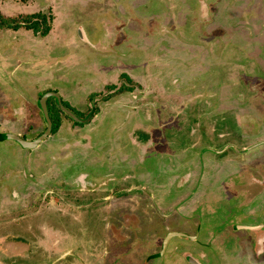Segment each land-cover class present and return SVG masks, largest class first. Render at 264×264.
Returning <instances> with one entry per match:
<instances>
[{
    "label": "rangeland",
    "instance_id": "obj_1",
    "mask_svg": "<svg viewBox=\"0 0 264 264\" xmlns=\"http://www.w3.org/2000/svg\"><path fill=\"white\" fill-rule=\"evenodd\" d=\"M201 1L0 0V132L42 134L36 105L50 90L91 117L74 125L52 107L39 147L0 143V264H264V236L236 230L256 215L223 193L240 162L229 148L258 139L235 126L264 127V0H245L242 19L220 0L216 20ZM30 16L45 18L46 37L21 26ZM169 233L196 239L155 256Z\"/></svg>",
    "mask_w": 264,
    "mask_h": 264
},
{
    "label": "flooded vegetation",
    "instance_id": "obj_2",
    "mask_svg": "<svg viewBox=\"0 0 264 264\" xmlns=\"http://www.w3.org/2000/svg\"><path fill=\"white\" fill-rule=\"evenodd\" d=\"M202 1H204V0H202ZM200 2L201 3V5H202V7H204V8H206V6L203 4V2ZM220 0H213V2H211V3H213V4H217V2H219ZM209 3V2H208ZM216 6H219V5H216ZM1 14V13H0ZM2 15V14H1ZM29 18H31V20L34 22V21H37L38 23L40 22L41 23V21H42V19L41 18H39V19H34L32 16H30ZM6 22H10V21H8V20H6ZM8 23H7V25H8ZM11 25V24H10ZM14 25H16V23H14ZM21 25L23 26L24 24H23V22L21 23ZM9 26V25H8ZM41 27H42V25H41ZM42 28H44V27H42ZM27 31V30H26ZM32 32V31H31ZM42 31H37V33H35V34H38V33H41ZM248 33V32H247ZM85 34H86V32H85ZM85 34H82V33H79V36H80V38H79V36L77 37L78 38V41L79 42H83V43H81L82 45H88L89 43H87V41L89 42V39H88V36H87V34H86V37H85ZM41 35V34H40ZM42 37H46V36H42ZM83 38H85L84 40H86L87 39V41H84L83 40ZM83 40V41H82ZM77 49V48H76ZM79 50V49H78ZM1 60H3L2 61V63H6V59L5 58H1L0 59V61ZM18 66L16 65L12 70L14 71L16 68H17ZM10 76V75H9ZM236 88H237V86H235ZM48 93H55V94H57V96L59 97V100H60V102H61V104H62V106H63V102H62V98H61V96L59 95V93L58 92H56V91H54V90H50V91H46V92H44L42 95H41V97L37 100V105H36V107L38 108V110H39V112H40V114L42 115V112H41V110H40V108H39V106H38V102H39V100L44 96V95H46V94H48ZM240 96H241V98H242V95L241 94H239ZM238 95V96H239ZM46 106H47V109H48V115H49V119H50V121H51V124H52V130H51V133L53 132V128H54V122L52 123V120H51V116H50V109H52V107H53V109L55 110V111H57L58 113H60L62 116H64L65 118H67V119H69L74 125H81V126H89V122H91L90 120H91V117H86L85 119H81L80 118V116L78 115V114H73V111H71V110H69L74 116H75V118L79 121V122H75V121H73V120H71V118H69L67 115H65L59 108H57V105H56V102H55V99L54 98H48L47 99V102H46ZM67 109V108H66ZM68 110V109H67ZM247 112V115H246V117H248V116H251V113L249 112V111H246ZM77 113V112H76ZM243 117H245L244 115L242 116V118ZM42 118H43V115H42ZM257 120H259V123L258 124H256V129H255V125H254V127L252 128H249V131H246V130H244V129H242V128H240V127H236L235 126V128H239L238 129V131L237 132H235V129L232 131V133L234 134V136H235V138L236 137H238L237 135H241V137H243V138H246L247 140H250V139H252L253 137L252 136H255V139L256 138H258L257 139V143L256 144H254V145H252V146H249V147H247V148H245L243 151L242 150H238L237 148H234V147H232V148H229V150H231V152H233V154H236V155H244V156H246L247 154H249V155H254L250 160H247V158H246V161H244L243 163H240L241 162V160L243 161V158L242 159H240L239 161L240 162H238L237 161V165L239 166V169H238V167H237V169H238V171L237 172H233L234 174H232V176H230V177H228L227 178V182H226V184H225V186H224V188H223V193H224V196L227 198V189H230L231 191L232 190H234V195H236V197H238V196H240V197H243V201L245 202V203H247L249 200H252V199H256V198H258L262 193L264 194V164L263 165H261V158L264 156V127H262L261 126V124L263 123L262 122V118L261 119H258L257 118ZM43 122H44V118H43ZM241 122V121H240ZM253 123V122H252ZM44 125H45V128H44V131H45V129H46V124H45V122H44ZM43 131V132H44ZM42 132V133H43ZM50 133V134H51ZM5 134H13V133H5V132H0V135H2L3 136V138H4V135ZM15 135H17V134H15ZM41 135V134H40ZM39 135V136H40ZM17 136H19V135H17ZM50 136V135H49ZM48 136V137H49ZM20 137V136H19ZM38 137V136H37ZM36 137V138H37ZM47 137V138H48ZM218 137V136H217ZM21 139H22V137H20ZM35 138V139H36ZM205 138V137H204ZM218 138H222L221 136L220 137H218ZM5 141H8V142H12V141H9V140H6L5 138H4V140L3 141H0V143H2V142H5ZM14 143V142H13ZM196 143H201V141H197ZM42 144V143H41ZM40 144V145H41ZM202 149H205L204 147L202 148ZM203 154V155H202ZM259 154V155H258ZM205 155V153H201V160H202V158H203V156ZM256 155H258V157H255ZM197 159V158H196ZM201 160H199V162H200V164H201ZM254 161H257L258 162V165L257 166H253V165H249L251 162V164H253V162ZM250 162V163H249ZM205 166H204V168L202 169L203 171L204 170H206L207 171V169H208V171H210V172H212V170H211V167H214L215 166V163L214 162H209L208 163V165L207 164H204ZM242 166V167H241ZM249 166H251L252 168H250ZM247 168V169H246ZM240 169H241V171H240ZM176 171V170H175ZM199 172H201V171H198V173ZM231 173V172H230ZM80 176V175H79ZM87 178L84 176V178L82 177V176H80V178H78L76 181L78 182V184L80 183V184H82V185H84L85 183H86V180ZM85 182V183H84ZM88 188L86 189L87 190V192H89V193H92V192H95V190L96 189H98L96 186L93 188V184H91L90 182L91 181H89L88 180ZM112 185H115L114 183L112 184ZM91 188V189H90ZM132 191V190H131ZM100 192H106V190L103 188V189H98V190H96V192L95 193H100ZM118 193H120V192H118ZM234 195L232 196V197H234ZM229 197V196H228ZM236 197H234V198H236ZM109 201L112 199V198H107ZM241 199V198H240ZM243 203V202H242ZM245 203H243L244 204V206H245ZM246 207V206H245ZM242 213H243V215H246V216H250V214L247 212H245V210H243L242 209ZM260 214V217L261 216H264V212H262V211H260V212H255L254 214L252 213V215H259ZM262 214V215H261ZM260 223H262V225H264V222H260ZM239 229V228H238ZM237 228H236V230H238ZM262 230H264V227L263 228H261ZM260 228H258V235H261V236H264V234H263V232H262V230H261ZM240 231H246V232H249V234L251 235V237L252 236H255V235H253V233H252V231H249L248 230V228H246V227H241L240 229H239ZM259 232H261V234H259ZM256 236H257V234H256ZM190 237V236H189ZM173 238H177V237H173ZM172 238V239H173ZM190 238H192V237H190ZM232 239H234L233 237H231ZM194 239H196V238H192V240H194ZM260 239H261V237H260ZM252 240V239H251ZM171 241V240H170ZM169 241V242H170ZM191 241V240H190ZM247 241V240H246ZM169 242H168V244H169ZM163 243V242H162ZM250 243V242H249ZM167 244V245H168ZM162 247V246H161ZM194 247V246H193ZM210 248H212L211 247V244H210V246H209ZM208 247V248H209ZM166 248H167V246H166ZM166 248H165V250H166ZM202 248V247H201ZM190 249V248H189ZM199 251H200V249L199 248H197ZM205 249V247H203V250ZM193 250H195V248L193 249ZM190 251H192V250H188V246L187 247H185V248H183V253H186L187 255H189L190 254ZM192 251V252H195V253H200V252H202V254H203V258H202V255H201V258L202 259H204V252L203 251ZM161 252V251H160ZM165 252V251H164ZM160 254V253H159ZM158 254V255H159ZM163 255V254H162ZM161 255V256H162ZM155 256H157V255H155ZM161 256H159V257H161ZM152 258V256L151 257H149V260ZM189 261L188 262H193V264H203V262H200V260H199V262L197 261V260H195L194 258H189V256H188V258H187ZM196 261V262H195Z\"/></svg>",
    "mask_w": 264,
    "mask_h": 264
},
{
    "label": "crops",
    "instance_id": "obj_3",
    "mask_svg": "<svg viewBox=\"0 0 264 264\" xmlns=\"http://www.w3.org/2000/svg\"><path fill=\"white\" fill-rule=\"evenodd\" d=\"M236 3H237V7H234L233 5H226L225 6V8H227V7H229L230 9H231V11H235L236 13H237V17L238 18H240V19H242L243 18V15L244 14H247V13H249V11L247 10V8L249 7V1L248 2H246L245 0H243L242 1V5H240V6H238V0H236ZM251 4H253V1H252V3ZM217 4H214V8H215V13L213 14V16H214V19L216 20V18H217V16H216V13H217V10L218 9H220V4H219V6H216ZM252 6V5H251ZM262 8V7H261ZM262 9H264V8H262ZM261 9V10H262ZM255 12V11H254ZM253 12V10H252V13H254ZM259 18V17H258ZM257 18V19H258ZM214 20V21H215ZM250 21H252V22H254L253 21V19L252 20H250ZM237 22H242L241 20H238ZM259 155V154H258ZM243 157L241 156V155H239V157H238V159L240 160V159H242ZM237 161L238 160H236V159H234V162H231V164L230 165H228L227 166V168L226 169H229L230 170V172H229V174H228V176L230 177V176H232V174H234L233 172L235 171V172H237L238 171V169H239V167H238V165L236 164L237 163ZM232 166H234V167H236L235 168V170H233V168H232ZM237 167H238V169H237ZM242 167V166H241ZM213 168H215V167H211V169L213 170ZM232 168V169H231ZM216 169V168H215ZM241 170V169H240ZM215 172V171H214ZM219 200V199H218ZM226 200H227V198H226ZM219 201H221V202H223L224 200H219ZM245 205H246V210H245V212L247 213L248 211V213H255V212H260V211H262V212H264V194L262 193L258 198H256V199H252V200H249L247 203H245ZM203 208V207H202ZM204 209V208H203ZM209 208L208 207H206V209H204L205 211H207ZM249 209V210H248ZM218 210L217 208H210V210H209V212L210 213H212V214H216V211ZM249 216V215H248ZM254 216V215H253ZM253 216H251V217H253ZM255 218H257V215H256V217H253V219H252V222L253 223H251V224H248V223H238V224H236V228L238 229H240L241 227H246V228H248V230L249 231H252V233H253V235H255L256 236V234L258 235V228H263L264 227V225H262V223H260V222H255L254 220H255ZM260 218H264V216H261ZM238 229V230H239ZM240 231V230H239ZM259 234H261V232H259ZM174 239V238H173ZM172 240V239H171ZM234 240V239H233ZM211 242V240H210V238H208V240H207V242ZM233 242V241H232ZM237 245V244H236ZM240 245V244H239ZM237 248H239V250L241 251V250H243V249H245L246 250V248L244 247V246H242V245H240V247H238L237 246ZM236 248V249H237ZM189 249V248H188ZM190 250H192V249H190ZM193 251H196V250H193ZM198 251V250H197ZM148 260H149V258H148Z\"/></svg>",
    "mask_w": 264,
    "mask_h": 264
},
{
    "label": "water",
    "instance_id": "obj_4",
    "mask_svg": "<svg viewBox=\"0 0 264 264\" xmlns=\"http://www.w3.org/2000/svg\"><path fill=\"white\" fill-rule=\"evenodd\" d=\"M48 98H54L55 102H56V105H57V108H59L65 115H67L69 118H71V120H73L75 122H79L69 110H67L64 106H62L57 94L48 93V94L44 95L38 102V106H39V108H40V110L42 112V115H43V118H44V122L46 124L45 131L40 136H38L36 139H34L32 141L23 140V139H21L19 136L15 135V134H5L4 138L6 140L14 142L18 146H20L21 148L26 149V150H33V149H36L37 147H39V145L43 141H45L47 139V137L50 135L51 130H52V124H51V121L49 119L48 109H47V106H46V102H47ZM173 237L185 238L187 240H192V238H190L189 236H186L185 234L169 233L166 236V238L164 239V241L162 243L161 252H160L159 255H157V257L161 256L164 253L168 242Z\"/></svg>",
    "mask_w": 264,
    "mask_h": 264
},
{
    "label": "trees",
    "instance_id": "obj_5",
    "mask_svg": "<svg viewBox=\"0 0 264 264\" xmlns=\"http://www.w3.org/2000/svg\"><path fill=\"white\" fill-rule=\"evenodd\" d=\"M41 19H42L41 23L40 22L38 23L37 21L33 22L31 20V18H29V19L23 21L24 25L23 26L21 25V26L23 28H25V30L32 31L33 33H37V31H42L40 34L42 36H46L50 28L49 27H45V28L41 29L40 27H41L42 23L45 21V18L43 16H41ZM8 21L12 22L11 24L14 25L13 20H8ZM8 25H9V23H8ZM54 128H55V126H54ZM3 140H4L3 136L0 135V141H3Z\"/></svg>",
    "mask_w": 264,
    "mask_h": 264
}]
</instances>
